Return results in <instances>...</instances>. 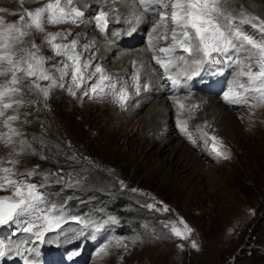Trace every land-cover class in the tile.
I'll return each instance as SVG.
<instances>
[{"label": "rangeland", "instance_id": "rangeland-1", "mask_svg": "<svg viewBox=\"0 0 264 264\" xmlns=\"http://www.w3.org/2000/svg\"><path fill=\"white\" fill-rule=\"evenodd\" d=\"M49 2L0 0V21L3 22L0 30L9 23L19 24L21 16L26 21L27 11H35ZM164 2L168 7L160 5L157 11L167 12L168 28L165 31L161 26L158 34L166 36V40L156 39L152 34V28L160 20L157 13L148 17L151 22L144 31L145 37H140L134 46L118 45L111 55L100 57L102 43L109 40L108 27L106 32H101L93 22V26L88 23L99 11H105L103 6L98 9L97 3L92 13L86 15L84 22L88 24L52 25L45 18L43 31L28 28L24 42L16 45L18 54L23 55L19 49L35 51L34 42L38 55L47 60L44 68L56 78L57 85L64 86L51 88L45 100L32 87L35 78H26L17 85L22 91L13 99L23 100V104L6 110L1 115L5 118L1 119L0 126L5 125L9 116L17 115L19 119L11 122V127L22 135L14 136L11 143L0 140V168H12L15 179L35 184L43 197L40 207L51 208L52 214L62 222L59 229L47 233L43 243L23 231L27 226L24 218L0 225L1 230L12 231L8 239L11 251L6 256L15 254L14 245L16 249L27 244L29 248L53 245V238L59 232L71 229L96 236L86 244L81 242L86 254L84 264H264V104L254 98L255 93H245L239 103H226L223 99V94L235 87L237 80L247 84V78L239 76L240 65L205 63L200 72L214 68L223 78L212 92L190 90L177 94L169 91L165 82L162 86L159 83L160 70L164 69L153 59L154 53L150 52L151 64L145 65L144 61L148 60L145 54L139 55L140 61L124 59L123 64L122 61L114 64L115 54L142 51L145 46L149 49L150 39L151 51L157 57L165 55L160 49L169 47L173 41L171 0ZM259 3L222 0L220 7L233 17H239L244 11L264 20V4ZM236 22L239 23L238 19ZM239 27L260 38L261 34L250 25ZM50 33L63 34L55 39L56 44L78 41L75 52L81 64L91 65L83 73L85 79L79 88L72 80L71 62L64 56H56L46 42ZM174 55L183 56L184 61L178 59L176 66L168 70L173 74L190 73L195 67L194 61L203 59L202 53L195 51L189 55L177 49ZM246 56L247 53L240 56L244 64L255 63ZM64 65H68V75L61 80L57 69ZM97 66L110 80L105 82L103 94L94 96L89 88L98 82L99 74L93 75ZM137 71L138 94L132 79ZM8 79L10 75L0 76V85ZM38 83L40 88H46L50 82ZM111 84H115V89ZM122 88L128 95L123 107L114 95ZM205 95H211L217 103L211 104L208 96L203 98ZM180 97L179 108L169 104L170 101L167 103V98ZM215 105L222 109L220 113L217 108L213 109ZM143 113L147 117L138 122ZM222 113L230 116L227 125L222 124ZM178 121L183 122L187 134L181 132ZM8 132V127L4 132L0 130V134ZM209 137L219 141L220 150L228 154L227 159L212 151L213 142ZM21 141L25 142L23 147ZM185 154L193 155L188 166ZM12 192L13 188L8 187L0 191V197L11 196ZM185 225L191 229L190 233L185 232ZM173 227L186 238L174 235ZM58 247L64 249L61 245ZM40 253L37 250V257Z\"/></svg>", "mask_w": 264, "mask_h": 264}, {"label": "snow or ice", "instance_id": "snow-or-ice-1", "mask_svg": "<svg viewBox=\"0 0 264 264\" xmlns=\"http://www.w3.org/2000/svg\"><path fill=\"white\" fill-rule=\"evenodd\" d=\"M222 0H171V24H172V41L173 43L166 48H161L160 52L165 54L163 57L153 56V59L166 72L176 66L177 60L184 61V57H177L174 53L179 49L183 53L189 55L195 53H202L203 59L195 60V67L189 73L184 72V75L189 79H193L200 74V70L205 63H224L240 65L241 72L239 76L247 78V84L237 80L235 87H230L224 94L223 99L226 103H239L244 98L245 93H255V99L259 103L264 104V20L259 17L248 14L244 11L239 13V17H233L220 7ZM141 6L145 3H159L162 8H167L168 4L164 0H139ZM27 20L24 16L20 17L19 24H7L6 28L0 30V76H9L10 79L5 84L0 85V115L14 105L20 106L23 100H15L13 97L20 94L22 89L17 87L24 79H32V87L37 88L45 100L50 95V89L56 86L63 87L61 83L57 85L55 77L49 74L48 70L44 68L47 62L46 58L39 56V49L33 42L32 51L28 48H21L18 54L16 45L22 44L23 37L29 33L28 28H35L37 31H43L42 21L47 18L52 25L71 22L76 24L86 17V13L74 6V0H50L44 7L37 8L35 11L26 12ZM239 21L237 23L236 21ZM96 26L104 32L108 27V14L99 11L95 16ZM168 14L161 12L158 25L152 29V34L156 39H167L166 36L161 37L158 30L161 26L167 31L168 28ZM139 22V21H137ZM3 22L0 21V24ZM248 24L257 32L260 38L257 39L251 34H248L239 25ZM70 34V33H69ZM62 33L49 34L46 42L51 46L52 51L56 56H64L71 62L72 80L77 88L81 86L84 81V72L91 67L88 62L81 64L80 56L75 52L78 41L73 40L69 44H56L55 39ZM151 39L149 41V50H152ZM247 53L246 58L255 63L244 64L240 56ZM135 64V62H134ZM6 65V67H5ZM247 69L244 71L243 69ZM256 68V71H253ZM68 65L63 68H58L60 72V79L68 75ZM23 75H20V74ZM95 74H99L98 82L90 86L89 92L98 95L103 94L105 82L110 80V77L104 74L100 67L95 68ZM137 84V94L139 93V74L132 77ZM48 80L49 86L40 88L38 81ZM176 82L175 80L173 81ZM115 89V84L110 85ZM241 89L242 91H238ZM89 92H85L88 95ZM115 98L119 101L120 106L123 107L127 102L128 95L126 89H120L118 93H114ZM182 107V105H181ZM195 107V106H194ZM17 115L9 116L5 121V126L9 128L8 133L0 134V140L6 143H11L14 136L22 135L16 129L11 127V122L18 120ZM178 126L182 133H186V128L183 122L178 121ZM203 135H207L204 133ZM189 139L191 136L189 135ZM212 140V151L218 157L224 159L228 158L226 152L221 151L222 145L215 137H209ZM21 146L25 145L21 141ZM20 153H17L19 155ZM15 164V161H9ZM0 191L7 190L8 187L13 188L11 196L0 197V225L7 224L18 218H24L26 227L23 231L30 233L41 243L44 242L47 233L55 231L61 227V218L52 214V209L45 210L40 207L43 203V197L37 192L36 185L33 183H25L23 180L15 179V173L12 168H0ZM31 175L32 173H28ZM151 207V206H149ZM183 223V221H181ZM38 229L33 231V229ZM173 234L186 238V235L181 233L175 227L172 229ZM185 232L190 233L191 229L185 225ZM196 247L195 243L192 245ZM4 252L0 251V256Z\"/></svg>", "mask_w": 264, "mask_h": 264}, {"label": "bare ground", "instance_id": "bare-ground-1", "mask_svg": "<svg viewBox=\"0 0 264 264\" xmlns=\"http://www.w3.org/2000/svg\"><path fill=\"white\" fill-rule=\"evenodd\" d=\"M255 1V0H254ZM256 1H259L260 3L259 4H264V0H256ZM98 3V4H97ZM97 4V5H96ZM94 5H96V6H98V5H101V6H103L104 8H105V11H103V12H105V13H107L108 14V17H109V26H108V31H107V33H108V41L106 42V41H102L103 43H102V46L100 47V51L102 52V54H99V56L101 57V56H105L106 54H109V55H111L112 53H113V51L115 52V50H117L118 48V45L119 46H128V47H131V45L132 46H134L138 41L137 40H139L140 39V36H138V35H136V33L138 34L139 32H141V31H139V29H141V28H143V26H144V28H145V22H148V17L150 16H146V18H143L141 21L140 20H138V21H140V23H139V25L136 23V24H134L133 23V19H132V16H131V10H130V5L127 3V1L126 0H109V1H106V2H103V1H101V0H74V6H76V7H79L82 11H84L85 13H86V15L87 14H90V13H92V7H95ZM246 5H248V4H246ZM246 7V6H245ZM259 7V6H258ZM103 8V9H104ZM169 9H170V7L167 9L168 11H169ZM260 9H261V7H260ZM262 10H264V7H262ZM156 11H157V9H156ZM264 12V11H263ZM96 13V12H95ZM155 14H157V13H155ZM147 15V14H146ZM154 15V14H153ZM1 16V15H0ZM151 17V16H150ZM87 18L85 17L82 21H80V22H82V23H85V24H88V23H90V25H91V23L93 22L95 25H96V21H95V19H91V20H89L88 21V23H86V22H84L85 20H86ZM148 19V20H147ZM158 19V18H157ZM93 23H92V26H93ZM114 27H120L118 30H112V28H114ZM134 27H136V30L134 29ZM153 29V28H152ZM133 30H135L134 31V33L133 34H131V35H128L129 33H131V32H133ZM151 30V29H150ZM141 41V40H140ZM149 41V40H148ZM99 43L100 42H97V44L99 45ZM141 43V42H140ZM146 45V44H145ZM145 49H143L142 51L141 50H134V51H130V52H123V53H119V54H115L116 56H115V65L118 63V62H121L122 61V64L125 62V61H123L124 59H128V60H137V61H140V54H145V56H146V58L145 59H147L148 58V60H145L144 62H145V65L147 64V62H149L150 64H151V62H150V59H149V57H150V54L151 53H154L156 56H158L157 55V53L156 52H152V51H148L149 49H147V47L145 46L144 47ZM151 52V53H150ZM153 54V55H154ZM140 55V56H139ZM152 55V56H153ZM108 56V55H107ZM151 56V57H152ZM144 57V56H143ZM142 57V58H143ZM117 58H120V59H117ZM143 60V59H142ZM110 61V60H109ZM113 61V60H112ZM185 63V62H184ZM189 63V62H188ZM191 63V62H190ZM121 64V63H120ZM189 66H190V64H189ZM113 68V67H112ZM115 68H117V67H115ZM206 68V67H205ZM122 69V68H121ZM187 69V68H186ZM186 69H183V70H186ZM208 69V68H207ZM118 70H119V68H118ZM129 70H130V68L127 70V71H125V72H129ZM189 71V70H188ZM206 73V72H205ZM124 74V73H123ZM3 82V81H2ZM3 83H6V82H3ZM159 83L161 84V86H162V83H163V81L162 80H160L159 79ZM158 82H157V84L158 85H160ZM153 84V83H152ZM166 90L164 89V92H165ZM160 92V91H159ZM165 94H166V92H165ZM176 95V94H175ZM174 95V96H175ZM208 96V98H207V100H209V102L211 103V104H216L217 102H216V100H212V96L211 95H207ZM206 95H205V97H203V98H206L207 97ZM164 98V97H163ZM181 98L182 97H180L179 99H176V98H174V99H170L169 100V98H167V103H168V101H170V103L169 104H171V105H173V106H176V108H179V104H180V102H181ZM166 99V98H165ZM206 102V101H205ZM156 103V102H155ZM168 105V104H167ZM208 105V104H207ZM164 107V106H163ZM213 107V109L214 108H217L218 109V111H219V113L221 112V110H220V108L218 107V106H212ZM211 106H210V108H212ZM156 108H157V106H156ZM160 108V107H159ZM150 109V108H149ZM168 109V108H167ZM211 110V109H210ZM152 112V111H151ZM174 112V111H173ZM153 113V112H152ZM154 114V113H153ZM156 114V113H155ZM162 115V114H161ZM219 115V114H218ZM217 115V116H218ZM216 116V117H217ZM129 118H130V116H128ZM127 117V118H128ZM147 117V115L146 114H144L143 113V115L141 116V119H139L138 120V122L139 121H142V120H144L145 118ZM152 117V116H151ZM161 117H163V115L161 116ZM5 118V117H4ZM3 118V119H4ZM7 118V117H6ZM124 118H125V116H124ZM154 118H157V116L156 117H154ZM164 118H166V117H164ZM221 118H222V120H224L223 122H222V124H226L227 125V123L229 122V118H230V116H225V115H223V113L221 114ZM1 119H2V116L0 115V123H1ZM2 119V120H3ZM234 119V118H233ZM240 119V118H239ZM173 120V119H172ZM149 122V121H148ZM152 122V121H151ZM167 122V121H166ZM231 122V121H230ZM144 123V122H143ZM163 124V123H162ZM2 125V124H1ZM149 125V124H148ZM5 125H3V126H0V130H1V132H4L5 131V128H6V126L4 127ZM136 126V125H135ZM155 126V125H154ZM140 127V126H139ZM147 127V126H146ZM150 127V126H149ZM169 127V126H168ZM228 127V126H227ZM164 128V127H163ZM170 128V127H169ZM150 130V129H149ZM7 131V130H6ZM153 131V130H152ZM149 132H151V131H149ZM1 134H3V133H1ZM156 138V137H155ZM169 139H167V141H168ZM164 141V140H163ZM167 141H165V143L167 142ZM170 141V140H169ZM168 141V142H169ZM164 143V142H163ZM173 148H171V150H172ZM189 153V152H188ZM184 154V153H183ZM186 159H187V161H186ZM193 159V155L192 154H185V161H186V166H188L190 163H191V160ZM93 238V239H96V236H92L88 231H73V230H71V229H68L67 231H62V232H59L58 234H57V236H55L53 239H55L54 241V243L55 244H57V246H63L64 247V249H70L71 251H70V254H78V253H80V252H76L78 249V244L79 243H87L88 241H89V238ZM90 244V243H89ZM8 246V244H5L4 246H3V252H4V255L3 256H6V254H9V252L11 251V249L9 248V246ZM12 246V245H11ZM8 249V250H7ZM14 249H15V246H14ZM77 249V250H76ZM82 249V248H81ZM80 249V250H81ZM34 251H37L36 249H33ZM15 251V250H14ZM98 251V250H97ZM41 253H42V251H40ZM99 254V252L98 253H95V255L97 256ZM28 262L29 263H32V264H37V261L36 260H28Z\"/></svg>", "mask_w": 264, "mask_h": 264}]
</instances>
